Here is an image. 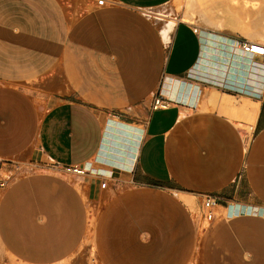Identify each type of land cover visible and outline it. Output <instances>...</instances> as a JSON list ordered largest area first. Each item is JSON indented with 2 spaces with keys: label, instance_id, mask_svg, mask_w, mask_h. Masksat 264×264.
<instances>
[{
  "label": "crops",
  "instance_id": "crops-1",
  "mask_svg": "<svg viewBox=\"0 0 264 264\" xmlns=\"http://www.w3.org/2000/svg\"><path fill=\"white\" fill-rule=\"evenodd\" d=\"M173 1L0 0V249L12 264H64L88 228L99 264H195L205 196L198 264H264V78L252 93L250 54L226 73L243 38L199 35L183 7L157 29L151 11Z\"/></svg>",
  "mask_w": 264,
  "mask_h": 264
},
{
  "label": "rangeland",
  "instance_id": "rangeland-1",
  "mask_svg": "<svg viewBox=\"0 0 264 264\" xmlns=\"http://www.w3.org/2000/svg\"><path fill=\"white\" fill-rule=\"evenodd\" d=\"M182 7L184 8V14L182 17L184 18L185 16L184 19L188 20L195 26L199 35H202L203 31L219 30L222 28V32H229L233 35L235 34L251 41L264 43V0H175L161 8H156L152 11L150 10L152 13H150V11L143 13L144 15L145 13H150L153 15V17L148 18L158 29L159 25L164 19L168 20L176 17V15L181 11ZM164 44L165 43L162 44V47L151 49V54L153 57H155V55H164ZM153 65H155V63ZM257 65L254 67L252 72H250L247 81L250 84H253V88L260 90L263 79L262 75L257 73V71H260V73L262 72L260 67H257ZM89 89V86L83 88L84 91H89ZM96 98H98V100L101 99L102 102L100 103L102 104H99L97 103L98 101H95L93 102V105L112 107L110 110H108V113L112 115L123 118L127 115L135 113L133 107L130 105L131 103L129 104L130 106L124 102H120V105L115 103L112 104L111 99H114L115 96H90L89 94L87 96V100H95ZM143 100L144 96L141 95V102ZM85 173L89 174L91 171L85 170ZM69 174L75 175L73 173ZM8 181L9 176L0 172V182H3V185H0V194L7 185ZM89 212H91V216H93L91 219L93 220L96 212L95 207L90 206ZM199 221L201 225L199 228L200 243L197 247V257L195 258L194 262L195 264L200 262L204 244L208 234L210 233V230L212 229L210 226L211 220H205L200 216ZM90 231L91 228H89L85 243L71 256L68 261L64 262V264H99L96 255L97 246L91 239ZM0 264H12L9 257L1 249Z\"/></svg>",
  "mask_w": 264,
  "mask_h": 264
},
{
  "label": "built area",
  "instance_id": "built-area-1",
  "mask_svg": "<svg viewBox=\"0 0 264 264\" xmlns=\"http://www.w3.org/2000/svg\"><path fill=\"white\" fill-rule=\"evenodd\" d=\"M80 1H81L80 6L82 7L81 10L83 11L88 8L90 2H94L96 5L100 6V5H103L106 0H80ZM236 43H237V47L243 53L254 56L255 60L261 66H264V43L257 42V41H251L245 38H243L242 40H238ZM220 84L222 86L224 85L223 82ZM162 99L163 98L161 97V95H157L154 98L153 107L160 106ZM62 169H64L65 172H69L73 174H84L85 173V170L83 168L78 167L76 165L65 166ZM105 184L106 182L104 181L100 185L101 187H104ZM0 185H3V182H0ZM213 203H214L213 198H211L210 196H205L204 201H203V212H202L203 219L211 220L213 218V212H212Z\"/></svg>",
  "mask_w": 264,
  "mask_h": 264
},
{
  "label": "bare ground",
  "instance_id": "bare-ground-1",
  "mask_svg": "<svg viewBox=\"0 0 264 264\" xmlns=\"http://www.w3.org/2000/svg\"><path fill=\"white\" fill-rule=\"evenodd\" d=\"M184 18H185V16H184ZM162 35H163V37L166 39L167 38V30L166 29H162ZM216 38V37H215ZM221 46V45H220ZM223 46V45H222ZM230 47V49H231V54H230V63H229V65L227 66V69H226V73H228V74H231L232 72H234L235 70H236V68H242V70H246L247 69V67L249 66V64H250V62H251V60H252V58H251V56H249V55H246V53L245 54H243L238 48H236L235 46H229ZM221 50H222V48H221ZM228 50V49H227ZM224 54V53H223ZM229 59V58H228ZM256 65L257 64H259L258 62H256L255 63ZM255 65V66H256ZM203 66V64L202 63H200L199 64V68H201ZM257 67H260V69L262 70V76H263V78H264V66H261L260 64L259 65H257ZM216 68V67H215ZM223 71V70H222ZM225 73V74H226ZM235 73V72H234ZM233 74V73H232ZM240 74V73H239ZM238 75V74H237ZM229 76V75H228ZM248 82V81H247ZM185 87H187V86H185ZM184 91H186L187 92V90L185 89ZM189 91V90H188ZM193 91V90H192ZM260 90H256L255 88H254V90H252V93H254V94H257L258 95V92H259ZM190 93V92H189ZM229 100V99H228ZM244 105V104H243ZM246 105V104H245ZM252 106H254V104L252 105L251 104V108H253ZM242 107V106H241ZM246 107H248V105L246 106ZM249 107H250V103H249ZM256 107V106H255ZM243 108V110H244V108L245 107H242ZM242 110V112H244ZM250 110V109H249ZM256 110V109H255ZM249 114L247 113V115L246 116H248ZM253 115H254V113L252 112V114H251V118L253 117ZM250 118V117H249ZM246 119V118H245ZM249 120V119H248ZM253 120V119H252ZM249 122V121H248ZM250 123H252V122H250ZM253 124V123H252ZM244 128H245V126H243ZM249 127V126H248ZM248 127H247V131L248 130H250V129H248ZM252 129V128H251ZM250 133V132H249ZM90 217H93V216H91V212H90ZM219 217V216H218ZM91 219V218H90ZM92 222V219L90 220V223ZM89 225V224H88ZM91 225V224H90ZM212 225V223L210 224V226ZM91 227V226H90ZM88 230H89V228H88Z\"/></svg>",
  "mask_w": 264,
  "mask_h": 264
}]
</instances>
